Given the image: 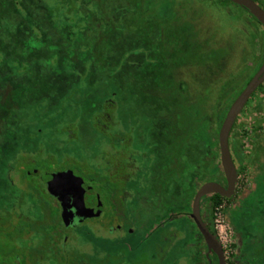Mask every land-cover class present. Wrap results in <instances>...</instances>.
<instances>
[{
  "label": "rangeland",
  "instance_id": "rangeland-1",
  "mask_svg": "<svg viewBox=\"0 0 264 264\" xmlns=\"http://www.w3.org/2000/svg\"><path fill=\"white\" fill-rule=\"evenodd\" d=\"M82 1L75 0L72 6L69 0H37V4L47 5V16L54 19L56 26L74 34L70 44L58 42L45 47L37 31H26L25 37L14 34L5 20L9 11L7 0H0V23L3 22L0 72L5 66L16 74L20 73L19 67L31 72L30 76H21L24 90H27L24 93L10 88L13 86L10 77L0 78L2 86H10L2 90L4 109L0 117V134L20 135L25 148L38 149L35 139L37 144L41 143L39 147L43 144L39 148L41 152L43 147L46 148L42 154L48 160H43L45 157L41 152L35 159L18 157L21 174L31 168L36 159H41L40 165L46 170L71 169L85 179L87 173L92 172L88 166L111 167L128 178V190L136 198L143 196L147 208L152 203L147 202L150 198L161 197L163 204H167L174 197V264H187V261L190 264L193 258L197 261V254L203 261V241L190 214L194 196L201 185L222 180L218 170L221 167L218 137L201 162L198 184L190 186V171L193 163L205 155L204 140L207 137L202 136L212 129L210 121L216 129L215 106L220 105L221 110H226L259 68L258 64L264 58V27L241 7L219 0H116V4L114 0H88V4ZM258 3L264 8V0H258ZM109 18L114 21L108 31L103 22ZM116 29L122 31L115 34ZM101 32L104 33L99 36ZM4 40H9L11 49ZM19 45L21 48L15 52ZM107 50L109 55L105 54ZM50 55L54 58L45 60V64L52 76L60 74L61 67L72 70L74 58L84 62V67L87 65L80 70L79 81L70 79L61 90L58 88L60 93L55 109L50 108L51 104L54 105L53 95H41L42 89L51 85V79L39 80L32 70L40 57ZM34 56L35 62H28ZM133 56L137 65L132 63ZM86 60L90 61L89 65ZM148 72L155 74L156 87L172 98L168 127L174 135V173L169 169L160 176L157 194L151 191L153 185L150 182H155L158 176L155 173L151 178V164L144 162V150L153 151L152 137L159 130L155 111L141 103L145 97L141 93V82L149 81ZM111 93H116L114 108L105 111L104 101ZM106 113L112 117V125L108 128L111 137L104 136L99 127V119L107 118ZM196 121L197 129L194 126ZM69 124L78 129L75 132L77 137L67 134ZM57 127L60 133L54 135ZM83 130L89 135H82ZM32 133L36 137H26ZM115 136L122 141L114 143ZM20 137H17L18 142ZM122 137L128 138L124 142ZM139 137H147V145H140ZM15 138L2 137L7 140ZM236 140L241 141L247 163L228 207L243 201V195L264 178V88L251 100L233 128L230 143ZM3 142L0 141V150ZM107 142L111 143V149H108ZM8 158L0 157V161ZM179 166L180 170L176 172ZM182 178L189 180L185 182ZM12 180L15 176L0 171V183ZM32 181L35 183L37 179ZM262 194L264 191L259 196ZM19 201L25 206L32 203L28 198L19 199V191L11 185L0 184V215L4 214L2 207L12 208ZM208 206L204 203L202 211L206 212ZM234 208L228 213L229 218L226 214L229 223L242 230L240 222L245 218L254 221L248 224L249 229H258L260 223L255 221L259 214L257 208L252 210L244 203ZM166 209L162 211L167 215L171 209ZM149 211L150 208L137 211L136 215L145 219ZM210 223L215 229L214 214ZM191 233L197 238L194 239ZM261 239L259 236L249 240L245 237L244 243L238 236L234 237L228 264H239L242 257L248 261L243 247L255 249L261 245ZM254 260L248 264L261 261L259 256Z\"/></svg>",
  "mask_w": 264,
  "mask_h": 264
},
{
  "label": "flooded vegetation",
  "instance_id": "flooded-vegetation-1",
  "mask_svg": "<svg viewBox=\"0 0 264 264\" xmlns=\"http://www.w3.org/2000/svg\"><path fill=\"white\" fill-rule=\"evenodd\" d=\"M262 64L254 75L261 68ZM1 73L0 78L2 77ZM5 88L7 87L0 84V117L4 109L2 90ZM262 88H264V83L251 96L245 108L238 116L235 125L251 100ZM154 90L158 91L159 88L154 87ZM237 97L231 102L229 108ZM163 134L165 135L152 137L153 143L151 144V149L153 151L151 150L148 153L147 150L149 148L144 150V162L146 165L151 164L149 168L151 167L150 170L153 171L149 176L151 178L155 177V173L158 176L155 182H150L153 185L151 190L153 194L159 192L157 181L161 179L160 176L169 169L174 173V135L167 133V130ZM0 137V141L4 140V145L0 150V157H9L7 160L0 161V171L5 168V172L13 175V177L15 176V180L10 181V183L7 181L0 184L11 185V187L16 188L19 191V199L28 198L29 203L32 201L29 206H25L26 204L23 200L22 202L19 201V204H16L12 208L10 206L8 208H1L4 214L0 215V264H174L173 196L172 200L170 199V202L167 204H163V198L161 197L156 199L150 198L147 202L152 203L147 208L143 196L136 198L128 190V178H125L120 170L112 169L111 167L105 169L103 166L100 168L88 166L91 168L92 174L93 172L101 173L108 171L111 174L110 182L100 181L99 178L94 177L85 179L71 169L46 170V168H39L27 170L25 174H21L18 157L35 159L39 156L43 144L39 147L38 144L41 143L37 144L35 139L38 149L25 148L20 135L6 136L1 133ZM2 137L16 138L15 140H7L2 139ZM17 137H20L19 142ZM26 137H36V135L32 133ZM122 138L125 142L128 137ZM146 138L139 137L140 145H147ZM118 141L122 140L116 137L114 143ZM238 141L242 150L241 154L244 156V169L238 173L235 190L241 175L246 170L247 163L246 156L243 154L241 141ZM107 144L109 145L108 149H111V143L107 142ZM45 150L46 148L43 147V151L40 153L41 156L45 157L42 154ZM36 151L38 154H35ZM140 156L142 157V155ZM46 159L48 158H43V160ZM147 161L149 164H147ZM146 165L145 168H147ZM240 167L239 164L236 165L237 172ZM160 169L163 170L160 172ZM67 170L73 171L89 187V189L79 194L80 202L85 204L88 210L86 215L78 214L79 210L72 206L73 202L68 201L67 192L65 191L67 183L58 184L59 190H57V194H52L48 182L43 180L48 171L64 172ZM16 178L18 179L17 182ZM34 178L37 179L35 183L32 181ZM217 183L226 186L223 176L222 180ZM69 198L73 199L70 195ZM231 200L232 197L226 198V201H224L227 204L226 214L234 207L231 205V207L229 206L230 208L228 207V202ZM5 203L7 204L6 199ZM166 207L167 209H171L167 215L163 213V208ZM149 208L150 211L147 213L145 219L143 217L140 219V215L139 218L137 217V211L144 212V210L148 211ZM52 212L54 213L53 217L56 218V222L51 221ZM64 214H71V217H64ZM255 221L260 223L258 229L251 230L248 227L247 230L251 233L259 232L258 235L261 234L260 236L263 237L261 244H264V234L261 233L264 230V219L258 218ZM205 223L208 224V222ZM229 224L233 228L232 224ZM198 234L203 241V261H200L201 255L197 254V261L192 257L194 263L190 262V264H209L206 258L208 252L207 246L200 233ZM234 237H237L235 230ZM193 238L196 239L197 237L193 236ZM256 248L258 249V247ZM255 249L251 255L248 252L244 253L247 255L248 261L242 257L243 259L241 258L239 264H248L251 261V256L255 257V254H257V250ZM261 256L260 263L257 262L255 264H264V255L262 254ZM210 257L212 264H219L215 254L212 253ZM226 264H228L227 260Z\"/></svg>",
  "mask_w": 264,
  "mask_h": 264
},
{
  "label": "trees",
  "instance_id": "trees-1",
  "mask_svg": "<svg viewBox=\"0 0 264 264\" xmlns=\"http://www.w3.org/2000/svg\"><path fill=\"white\" fill-rule=\"evenodd\" d=\"M19 1H21V3H22L21 7H19V5L21 4ZM19 1L18 0H7V5H8L7 9L9 11H8L7 18L5 20H6L7 24L11 27V30L14 32L15 35H20L22 37H25L26 31L27 32L37 31L41 34L40 40L44 44L45 47L52 45V44L54 45L55 43H58V42H60V43L65 42L67 44H70L74 40L73 39V36H74L73 32H71L69 29L62 28V26H60V27L56 26L54 19L47 16V12H46L47 11V5L45 3L44 4H37V0H19ZM69 1H70V4L73 6L75 3V0H69ZM87 1L88 0H84L82 2H84V4H88ZM219 1H221L222 3H226V4L231 3L227 0H219ZM254 1L258 3V0H254ZM114 4H116V0H114ZM17 5H18V7H17ZM21 8L24 9L26 12L24 13L21 10ZM243 10L248 12L246 9H243ZM76 13H77V10H76ZM251 17L254 20H256L252 15H251ZM2 19L4 21V18H2ZM98 19L100 21H102V18L99 17ZM113 21H114L113 18H109V19H107V21L103 22V24L107 27L108 31H109V28H111L110 25H113L112 24ZM2 26H3V22L0 23V37H1V35H3ZM123 29L124 28H122V30ZM122 30L116 29L117 32H115V34H119L120 33L119 31H122ZM102 33H104V32H101L99 34V36L103 35ZM8 42H9V40H4V43L7 46V48L11 49V47H10L11 45L9 46ZM81 47H78V49H82ZM20 48H21V45L15 47V49H14L15 52H16V50H18ZM105 54L109 55L108 50L105 51ZM62 55H63V53L60 52V56H62ZM51 57H52V55H50L49 57L48 56L47 57H44V56L40 57L38 62L36 63V66H34V68H32V70L34 69V72L37 76V79H39V80L44 79V78H48V77H49V79H51V81H52V83L50 82L51 85L47 86V88L42 89L43 94H41V95L42 96L43 95H50V94L53 95L52 99L54 101V105L51 104L50 108L54 107V109H55L57 99L59 98L58 94L60 93L58 88H60V90H61V88L64 86L63 84L67 83L70 79H76L77 81H79L78 75L80 74V70H82V68L84 67V62L82 63V62L78 61L76 58H74V59H72L73 66H74V68H72V70L68 71L66 68H64V67L62 68L60 66L61 67V69L59 70L60 74L58 73L55 76H52L50 74V72H51L50 68L48 67V65L45 64L46 63L45 60H47V59L51 60L54 58V56L52 58ZM30 59H31V61H28V62L34 63L36 60V57L34 56L33 58H30ZM131 59H132V63H134L136 65L138 64V61L136 60V58L134 56ZM263 60H264V58L258 64L259 66L262 64ZM30 63H28V64H30ZM86 63L89 65L90 61L86 60ZM20 66H23V65H20ZM106 67H107V65H106ZM95 69H97V68H95ZM19 70H20V73L16 74L13 71L10 72L8 66H5L3 69V72L1 74H2V76L10 77L12 82H13V86H12L13 88L8 86V85H4V87H10L12 90H14L16 92L22 91L24 93V91H27V90H24L25 88L23 85V78L21 76L22 75L30 76L31 72H29V70L22 69V67H19ZM254 73L249 77V79L247 80V83L252 78ZM146 75L149 78V81L141 82V84H142L141 85V87H142L141 93H143L145 95V97L141 100V103L145 104L147 106V108L155 111V113H156V116H155L156 119L155 120L159 124V130L157 131V133L154 134V136L158 137V136L165 135L163 133H165L166 130H167V133L170 134L171 130L169 131V127H168L169 121L168 120H169L170 113L172 114V112H170V109H172V106L170 105V100H172V98H170L167 95V93H164L160 90H158V91L154 90V87H156V85H155L156 84V76L154 73L148 72ZM50 77H52V78H50ZM56 77H59V79H56ZM138 79H139V76H138ZM246 84H245V86H246ZM29 91H31V90L28 89V92ZM239 93H237L235 95L233 100L237 97V95ZM115 96H116V93H111L107 96L106 100L104 101L105 111H109L108 108H111V107H112L111 109L114 108L113 98ZM231 102H230V104H231ZM86 103H87V101H86ZM230 104L228 105L226 110H221L223 108H221L220 105H217L218 107L215 106V108H216L215 113L217 115L216 129L213 127V124L209 120L210 121V127H212V129L207 133L205 132L206 136H202V137H207V140H204L205 144H206V146H204V149H205L204 151H206V152H205V155L201 156L200 159L197 160L196 163H193V165H192V168L190 171L192 177L189 181V183L191 184L190 186H192V184H198V181H199L198 178L200 177L199 176V169H200L199 167H200L201 162L203 161L204 157L207 156L206 153L208 154L211 151V149L213 148V141L215 138L218 137V132L222 126V123L225 119V116H226V113L229 109ZM84 110H86V109H84ZM106 115H107V118L100 117L99 127L102 129L104 136L111 137L110 134L108 133V128L110 127V125H112V122H111L112 117H111L110 113L109 114L106 113ZM106 115H105V117H106ZM65 119H67V118H65ZM63 121L64 120H61L60 122H63ZM197 121L195 122L194 126H196ZM115 124H118L117 120H115ZM115 127L117 130V126H115ZM197 128H198V125L196 126L195 129H197ZM76 130H78V129L75 127L74 124H69L67 129H66L67 134H70L71 137H77V135L75 133ZM55 132L56 133L54 135H59L60 131H59L58 127L55 129ZM81 134L82 135H89L87 130H83V132ZM230 149H231L232 158H233L235 164L236 165L239 164L241 166L238 170V173H239V171L244 169V167H243L244 156L241 154L242 150L240 148L239 141L236 140V143H233V145L230 144ZM40 162L41 161H39V159H36V162L31 166V168H28L27 170H34V169H39V168L42 169L43 166L40 165L41 164ZM75 168H77V167H75ZM3 170L5 171V168ZM27 170L24 171V174L26 173ZM78 170H80V169H78ZM179 170H180V166L178 167V169H175L176 172ZM218 170L221 172V174L223 176V180L226 182L222 168L220 167V169H218ZM87 174L88 175H86V179H89L90 177H92V178L94 177V178H99L100 181H104V182H110L111 181L110 180L111 174L108 171L107 172H101V173H94L93 172V174H92V172H89ZM178 174H180V172H178ZM182 179H184V178H182ZM187 180H189V179H184L185 182H187ZM263 191H264V178L260 179V181H257V184L253 186L252 190L246 192L243 195V198H244L243 201H238V203H236L235 205L244 203L245 206L249 207L252 210L257 208L258 213H259L258 218L263 220L264 219V201H261V199L264 200V195L262 194L259 196V193H261ZM224 201H226V198L221 197V196L216 195V194L207 196V197L203 198V200H202V205L204 203H207L209 205L206 212L202 211V216L204 218V221L208 222L207 226L209 227L210 231H212L214 234H215V231H214L213 226H211L210 222H212L214 210L219 205H221ZM235 205H234V207H235ZM234 207H233V209H235ZM53 214L54 213L52 212L51 221L56 222V218L53 217ZM242 215H244V211L242 212ZM255 220H257V219H255ZM251 221L244 218L243 220H241L240 226H242L243 229H248V224H250ZM232 226H233V229L236 231V234L238 237L241 233H242V235H244V233H246V232L243 233L244 230H240L237 226H235L233 224H232ZM248 233H250V232L248 231ZM257 247H258V249L257 248L255 249V250H257V254H255V255L259 256V257L262 254L264 255V244H261L260 246H257Z\"/></svg>",
  "mask_w": 264,
  "mask_h": 264
},
{
  "label": "water",
  "instance_id": "water-1",
  "mask_svg": "<svg viewBox=\"0 0 264 264\" xmlns=\"http://www.w3.org/2000/svg\"><path fill=\"white\" fill-rule=\"evenodd\" d=\"M243 9H246L263 27H264V8L261 7L254 0H227ZM264 83V62L258 72L250 80L246 88L237 97L229 108L226 117L222 123L219 131V147L220 158L223 173L226 179V186H223L217 182H206L196 192L193 203L192 212L190 214L191 219L195 223L197 230L204 239L208 252L206 254L207 261L212 264L210 255L213 253L216 255L219 264H226V257L224 250L216 238L215 234L210 231L209 227L205 223L202 216V200L210 195H219L224 198H231L234 195L236 183L238 180V172L234 160L232 158L230 149V136L235 125V122L240 113L245 108L251 96L254 92ZM48 182L52 194H57V187L60 183H67L65 187L66 196L68 201L73 202V207H76L79 211L78 214H87L86 205L80 202V192L89 189L84 180L77 177L73 171L67 170L64 172L48 171L43 178ZM69 195L73 199L69 198ZM67 201V202H68ZM70 202V203H72ZM66 205V204H65ZM71 217V214H64V217Z\"/></svg>",
  "mask_w": 264,
  "mask_h": 264
},
{
  "label": "built area",
  "instance_id": "built-area-1",
  "mask_svg": "<svg viewBox=\"0 0 264 264\" xmlns=\"http://www.w3.org/2000/svg\"><path fill=\"white\" fill-rule=\"evenodd\" d=\"M226 202H223L214 210V227L215 236L220 242L226 260L232 253V245L234 243V230L226 219Z\"/></svg>",
  "mask_w": 264,
  "mask_h": 264
},
{
  "label": "crops",
  "instance_id": "crops-1",
  "mask_svg": "<svg viewBox=\"0 0 264 264\" xmlns=\"http://www.w3.org/2000/svg\"><path fill=\"white\" fill-rule=\"evenodd\" d=\"M242 230H244L243 233H244V232H246V233H244V235H242V233H241V234L239 235L238 238H239L240 240H242L244 243H245V241H244V238H245V237H246V239L249 240V239H253L256 235L259 234V232H258V233H251V232L248 233V230H247V229H242ZM261 233L264 234V230H263ZM260 235H261V234H260ZM260 235H258V236L262 238L261 240H263V237L260 236ZM191 236H192V237H193V236L196 237V235H194V233H191ZM244 243H243V244H244ZM244 249H245L244 251L248 252L250 255L253 254L252 251H253L254 249H249V250H247L248 247H247V248L244 247ZM255 256H256V255H255ZM254 259H255V257L251 256V262H255ZM258 263H260V261H258Z\"/></svg>",
  "mask_w": 264,
  "mask_h": 264
}]
</instances>
